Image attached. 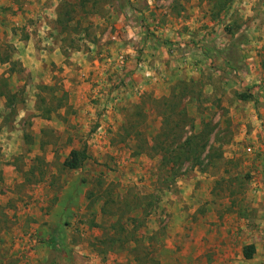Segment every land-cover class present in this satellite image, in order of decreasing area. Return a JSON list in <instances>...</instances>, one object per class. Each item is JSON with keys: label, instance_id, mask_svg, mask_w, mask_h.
<instances>
[{"label": "rangeland", "instance_id": "374dc122", "mask_svg": "<svg viewBox=\"0 0 264 264\" xmlns=\"http://www.w3.org/2000/svg\"><path fill=\"white\" fill-rule=\"evenodd\" d=\"M242 1L0 0V264H264L244 257L264 235V26ZM171 25L196 72L149 87L141 33ZM106 55L95 93L79 61Z\"/></svg>", "mask_w": 264, "mask_h": 264}, {"label": "crops", "instance_id": "0c3cea01", "mask_svg": "<svg viewBox=\"0 0 264 264\" xmlns=\"http://www.w3.org/2000/svg\"><path fill=\"white\" fill-rule=\"evenodd\" d=\"M242 4L245 5V12L244 11H240L241 12V16L242 18H247L250 17V20L252 22V26H254L257 31L256 34L253 32L252 35L256 36L258 35L260 32H262V30H260V28L262 26H264V9H262V13H260L256 8H257V4H256V0H246V1H242ZM256 9V10H255ZM148 12L144 14V18L145 19H152L151 17L148 16ZM259 16H261L259 18ZM258 20H256L257 18ZM262 20V23H260V21ZM151 21V20H149ZM147 21V22H149ZM181 22V20H179ZM190 23L185 22L184 25H189ZM261 24V25H260ZM181 25V24H180ZM174 25H171L168 29H165V32L159 31L155 33V36H151L149 33V35L147 34H143L141 33V36L144 37L143 41H142V50H140V55L147 59L148 62L150 63V71L152 70L151 74L153 75V77H155V79H153V81L151 82V80L148 82L147 85L150 86H155L157 88H160V86L162 85H167V83H165V81H168V83L170 82L169 80H172L173 77L175 75H189V72H191V75H193L196 72V68H188L186 64H182L181 62V58H177L175 59L170 58L171 56H169L168 52V46L171 43H176V44H180L181 42L185 43V44H189L190 42V38L189 36H187L188 34H184V35H175L174 38H172V35L174 34L172 32V29ZM178 29V27L176 28ZM253 30H255L253 28ZM160 33V34H158ZM249 36L250 34L247 33ZM244 36V35H243ZM246 37V36H245ZM248 38L246 37V40ZM163 40L165 41H169L168 43L161 44L160 41L163 42ZM250 45H254V43H248ZM180 46V45H179ZM126 49L129 48V46L127 45L125 47ZM228 48V47H227ZM130 49V48H129ZM127 53H131L130 50H126ZM207 52V51H205ZM226 52V50H225ZM112 53L113 55L115 54L114 52H109ZM106 54V52H105ZM209 54V53H208ZM207 53H205L206 56H209ZM239 55H240V51H239ZM93 56V55H92ZM107 56V55H106ZM225 56V53H224ZM130 57L132 58V55H130ZM189 57V56H188ZM113 60V58H110L109 56H107L105 59H102L99 61V58L95 57L91 62L85 61V59L79 61L80 66H82L81 69V73H83L85 76V78H88L89 76H91L90 71H92V77L93 78V82L97 83V85H95L94 87V92H98L99 90H103L104 86H105V82H104V78H106L108 82H113L114 77H112V74H114V68L111 67V61ZM190 61V57L186 58V62ZM129 67L127 69H125V71L123 72L124 74L127 73V71L131 70V68H133L134 62L131 60L129 62ZM178 65V68H176V66ZM185 65L186 68H183ZM226 69L228 70L229 64L226 61ZM131 67V68H130ZM112 69V70H110ZM160 73V74H159ZM169 73V74H168ZM130 75V74H128ZM127 76V74H126ZM80 79V77H78ZM157 81V82H155ZM258 83V82H255ZM94 85V84H93ZM257 91V92H255ZM255 91H253V94L256 93L257 96H255L254 98L256 99V104L258 107V110L261 114V121L264 123V88L263 87H259V86H255ZM264 196V195H263ZM263 203L261 205V208L263 210V214H264V197H263ZM264 217V216H263ZM264 223V221L262 222ZM257 235L259 238H257V241H251L249 243V245L254 246V250L256 253V256L259 257V254H263L264 252V235L261 232H258ZM259 239V240H258Z\"/></svg>", "mask_w": 264, "mask_h": 264}, {"label": "trees", "instance_id": "16d2710c", "mask_svg": "<svg viewBox=\"0 0 264 264\" xmlns=\"http://www.w3.org/2000/svg\"><path fill=\"white\" fill-rule=\"evenodd\" d=\"M246 42L245 36H237V38L226 48L225 61L228 62V70L230 73L236 74L239 70V48ZM189 145V142H187ZM86 148L83 150H72L69 153L68 158L64 161L63 165L67 169L76 170L80 168L83 163L87 160ZM50 243H55L54 238L50 239ZM254 246L250 245L245 248L244 257L245 259H251L254 254Z\"/></svg>", "mask_w": 264, "mask_h": 264}, {"label": "built area", "instance_id": "2783aa9c", "mask_svg": "<svg viewBox=\"0 0 264 264\" xmlns=\"http://www.w3.org/2000/svg\"><path fill=\"white\" fill-rule=\"evenodd\" d=\"M139 67H141V66H139Z\"/></svg>", "mask_w": 264, "mask_h": 264}]
</instances>
